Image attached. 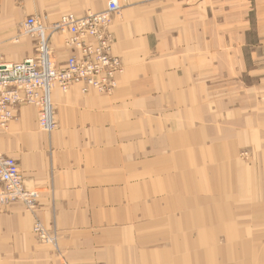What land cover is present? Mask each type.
<instances>
[{"label":"crops","instance_id":"0c3cea01","mask_svg":"<svg viewBox=\"0 0 264 264\" xmlns=\"http://www.w3.org/2000/svg\"><path fill=\"white\" fill-rule=\"evenodd\" d=\"M105 1L67 0L62 9L70 7L82 15L97 13L104 9ZM230 1L228 4L238 9V3ZM201 2L209 5L210 0ZM3 3L6 8L9 2ZM216 3L223 4L224 0ZM247 4L245 16H240V10L229 15L233 27L227 45L232 54L221 63L218 57L212 64L215 72L210 75L204 70L211 54L207 41L203 44L207 36L203 24L201 65H192L189 57L195 50L175 47V40L163 30L165 18L172 19L184 11L165 15L148 10L145 4L129 6L113 17L109 27L114 37L111 54L120 59L123 69L111 95L55 90L51 99L57 128L50 135L38 130L34 107L19 108L17 120L0 133V153L17 162L26 187L39 193L38 207L29 212L22 203L14 202L0 211V263L216 264L209 261L219 255L224 264H247L248 249L234 245L217 247L214 254L187 251V231L176 235L172 214L180 209L187 211V222L223 225L227 220L243 225L244 214L228 208L232 202L235 207L245 205L240 209H251V223L264 220V204L253 201L257 191L249 187L239 165L232 171L223 167L207 171L213 196H222L225 202L222 212L216 210L217 197L214 203L210 197L200 199L198 174L187 157L191 145L175 122L176 115L187 117L192 111L201 112V120L206 119L205 111H231L233 122L226 130H193L190 126L199 162L211 148L214 152L210 155L218 162L222 156L217 152L223 154V143L231 147L247 143L250 130L240 131L239 111H264V0H247ZM3 11L0 19L14 20L12 10ZM216 12L213 20L217 21L221 15L219 10ZM200 16L208 17L204 13ZM209 23L217 30L212 37L219 45V26L217 22ZM26 48H14V53L7 51L6 56L22 61L28 54ZM59 51L64 60L67 51L61 45ZM188 105L192 109L186 110ZM159 114L168 122L154 118ZM204 139H211L208 152L199 145ZM165 170L167 178L179 172L177 177L174 175L176 192L185 197L178 203L159 201ZM227 171L234 179H229ZM241 194L253 199L241 203L236 198ZM161 212L169 214L161 217ZM36 220L56 229L59 253L36 242L31 234ZM165 223L167 227L161 229L160 224Z\"/></svg>","mask_w":264,"mask_h":264},{"label":"rangeland","instance_id":"374dc122","mask_svg":"<svg viewBox=\"0 0 264 264\" xmlns=\"http://www.w3.org/2000/svg\"><path fill=\"white\" fill-rule=\"evenodd\" d=\"M4 1H8V5L6 8L4 7ZM47 1V2H46ZM109 0L105 1V4L102 8L105 7L106 3ZM122 5V11L126 9L129 6L134 7L137 5H144L146 8L150 11H161L165 15L171 14L170 12L180 10L181 12L184 11L182 15L177 18L174 17L171 19L165 18L163 23V30L166 33V36L175 40V47L182 46L187 48H192V50H195L189 58L191 59L192 65H198L201 64L198 63L200 61L199 59V48L201 46V39H200V32H201V24L204 25V32L207 31V36L204 35V41L203 44L205 46V42L209 48L210 56L208 57L207 63L204 64V70H206V74L210 75L212 71L215 72V68L212 67L213 62L217 61V58H220V63L223 60V58L227 61L232 51L230 50V47L227 45L228 40L230 44V33L233 27V22L230 16L232 15L233 10L238 13L239 10L241 13L240 16H245L246 11L248 9L247 0H235L238 3V9H233L231 4L232 1L230 0H224L223 4L217 5L216 0H210L209 5H206L205 2L201 4V0H148L144 3H136L135 1L138 0H120ZM208 1V0H207ZM67 2V0H44V3L41 4L40 0H0V16L3 15L5 11L3 9H6L8 11H11L13 13H16L17 15H11L14 17V20L11 18L8 19H0V61H10V62H18L20 60L14 59L11 60L6 56L7 51L9 54H13L14 50L17 51V48L26 46V58L31 57L32 49L34 48V42L33 38L30 36H27L23 33V22L28 17H36L43 21L45 24V28L49 27L50 23H53L54 21L58 20L61 16L66 14L73 13L76 16H82L81 13L72 12L70 7H67V9H62V5ZM133 5V6H132ZM219 6V9L217 8ZM8 7V9H7ZM66 7V6H64ZM202 7V9H201ZM32 8H34L32 10ZM177 8V9H176ZM229 8V10H228ZM217 10H219L220 19L218 18L217 21L213 20V16H217ZM168 12V13H166ZM201 13H204V17L208 15V17H205L204 19L200 16ZM230 15V16H229ZM229 16V18H227ZM201 17V18H200ZM1 18V17H0ZM207 18V19H206ZM209 18H212V20H208ZM217 22L218 29L220 35L218 36L220 38L219 45L216 44L215 37L217 30L216 28H212L209 22ZM243 21V19H242ZM162 30V31H163ZM206 34V33H205ZM178 40L176 41V39ZM15 39V40H14ZM60 39L57 35H53L50 39V43L54 44L55 50H54V56L57 61L60 62L63 61V57H59V54H62L61 51H59L60 45H61ZM218 48H217V47ZM16 48V49H14ZM14 49V50H12ZM34 50V49H33ZM185 54V52L183 53ZM187 54V53H186ZM196 56V59H195ZM23 59V58H22ZM66 59V56L64 57V60ZM24 60V59H23ZM208 85H211L209 82ZM87 94V93H86ZM192 109V106H187L186 110ZM18 112V111H17ZM54 116H55V110ZM183 112V111H182ZM192 115L187 117H182L179 115H176L175 122L179 127H177L178 130H180L182 133L181 135L187 134V144L191 145L190 150H188L189 154L187 155L188 159L192 162V166L195 167L193 169L196 170L198 174L199 184L201 187L200 195L201 198L210 197L215 202V199L217 197V202L219 208L216 207V210H222L226 207V205L222 202L221 198L222 196H213V191L211 189V185L207 176V171L209 168H214L217 170L221 169L222 167L224 169H230L231 171L233 168L237 165H239L243 172L246 173V180L247 184L250 188L253 190H256V195L253 201L264 204V111H239L241 115L239 116V128L240 131H246L250 130V133L248 135V141L247 143L237 145L236 146H228L226 144L224 145V148L222 149V153L217 152L218 156H222L219 161L217 162L215 157L211 156L210 154L214 151L212 148L210 149V154L206 157L203 156V158L200 159L201 162L198 161V158L196 157V147L194 146V143L191 140V136L193 137V130H195L197 127H202L205 129H216L222 128V130H226L231 126L232 124V118L233 116L229 114L231 111H205L207 112V115H203L206 117V119H200L198 118V114L201 112L199 111H192ZM162 113V111H160ZM218 113V114H217ZM229 114V115H228ZM18 115V114H17ZM155 119H159L160 122L165 119V122H168L166 119V116H163L162 114L154 115ZM16 119L10 121V123L7 126V129L4 131H0V133H4L8 130L11 123H13ZM36 123L37 128L39 131L44 132V134L50 135L51 132H54V130L57 128V121L55 118V127L50 132H45L42 129L38 127V116L36 111ZM183 126H187V128H183ZM191 128L193 129L191 131ZM207 131V130H206ZM214 132V131H211ZM210 134V132H208ZM195 139V138H194ZM191 140V142H190ZM211 139H204V142L199 144L202 146L201 150L208 152L207 148L212 147V144L210 143ZM236 143V142H235ZM215 154V153H214ZM213 154V155H214ZM10 158V157H9ZM207 159V160H206ZM14 160V159H13ZM206 160V161H202ZM15 161V160H14ZM16 162V161H15ZM17 163V162H16ZM18 165V164H17ZM168 170H165L162 173V178L160 179V190L161 193L159 195V201L161 203H175L179 202L181 199L185 197V195L182 193V195H179L176 192V184H177V178H174V175L177 177L179 172L174 171V175H171L169 178H172V180H169L167 178L166 173ZM230 172V171H229ZM228 171L226 172L229 179H234V175H231ZM21 174V172H20ZM22 176V175H21ZM22 184H23V191L24 194L27 195L25 197V201L27 203H23V207L29 211L33 212L38 207V198L39 193L31 188L26 187L25 181L22 177ZM168 185V189L166 190V186ZM165 191V192H163ZM236 191H234V194ZM164 194H166L164 196ZM242 195V194H241ZM239 196L236 197L241 203L250 202L252 199H250L249 196ZM219 199V200H218ZM237 200V201H238ZM232 202H229L228 208L233 210L235 213H240L241 215L244 214L246 220L243 225H240L238 223L234 222H228L227 220H223L225 224L219 225L215 222L209 224L210 222L205 223H194V222H187V211H182L180 209H177L175 213H172L175 215V227H176V235H183L186 234L185 229L187 231V251H198V252H205L209 251L212 254H214V250H216L217 247H226L229 245H234L237 248H247L248 252V259L247 264H264V220L257 219L255 223H251V219L254 218L251 212V209L244 208L240 209L244 206L235 207V204H231ZM9 205L7 204L4 207L0 209L2 211L4 208H6ZM253 208V207H252ZM204 209V208H201ZM237 209H240L239 211ZM236 210V211H235ZM205 211V209L203 210ZM169 213L167 212H161L160 216L167 215ZM245 225V226H244ZM167 227V224H160V228ZM31 234L33 235L36 242L40 245H48L53 248V250L56 253H59V235L55 228H47L45 227L40 221L36 220L31 228ZM192 242V243H189ZM209 258L214 257L213 255H208ZM216 259H211L209 263L216 262V264H224L225 260L221 259L220 256L216 255ZM2 264V263H0Z\"/></svg>","mask_w":264,"mask_h":264},{"label":"built area","instance_id":"2783aa9c","mask_svg":"<svg viewBox=\"0 0 264 264\" xmlns=\"http://www.w3.org/2000/svg\"><path fill=\"white\" fill-rule=\"evenodd\" d=\"M119 10L109 0L103 11L93 16L66 14L45 28L43 21L28 17L23 33L33 38L34 54L20 62L0 61V131L16 119L18 110L32 106L37 111L38 127L50 132L55 127L52 93H67L73 85L82 92L93 89L109 94L113 88L111 67L117 61L109 56V29L113 14ZM63 38L70 55L57 61L50 39ZM22 176L17 163L0 153V209L15 201L25 200Z\"/></svg>","mask_w":264,"mask_h":264},{"label":"bare ground","instance_id":"6f19581e","mask_svg":"<svg viewBox=\"0 0 264 264\" xmlns=\"http://www.w3.org/2000/svg\"><path fill=\"white\" fill-rule=\"evenodd\" d=\"M115 1V3L118 5V8H119V10L116 12V13H114L113 14V17H118L119 15H120V13H121V9H122V5H121V1L120 0H114ZM104 9H105V7H104ZM103 9V10H104ZM102 10V11H103ZM77 13V12H76ZM97 13H99V12H97ZM71 14H73V13H71ZM96 13H89V14H86V16H93V15H95ZM82 16H85V15H82ZM113 17H112V19H113ZM112 19L110 20V24H111V22H112ZM110 24H109V27H110ZM106 33L109 35V45H110V47H109V56L113 59V60H115V61H117L118 63H116L114 66H112L111 67V76H113L112 77V83H113V88L111 89V91H110V93L109 94H105V93H102V92H99L97 89H93V90H91V91H89L88 93H90V92H95V93H98V94H101V95H105V96H109V95H111L112 93H113V91H114V89H115V87H116V77H117V75H119L121 72H122V64H121V61H120V59L118 58V57H116V56H113L112 54H111V47H112V45H113V43H114V37H113V35H112V33L110 32V30L109 29H107V31H106ZM59 37V36H58ZM15 40V39H14ZM61 47L63 48V49H65L66 51H67V54H66V59H67V57L70 55V51L64 46V42H63V39H62V42H61ZM65 59V60H66ZM64 61V60H63ZM72 89H77L81 94H84L83 92H82V86L81 85H73V86H71L70 88H69V90L67 91V92H69L70 90H72ZM32 107V106H31ZM55 117V116H54ZM14 202H19V203H25L24 201H22V200H15V201H13V202H11V203H14ZM62 264H65V263H62Z\"/></svg>","mask_w":264,"mask_h":264}]
</instances>
